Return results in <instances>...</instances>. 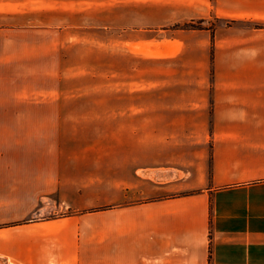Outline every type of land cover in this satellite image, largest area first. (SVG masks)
<instances>
[{
  "label": "crops",
  "instance_id": "obj_1",
  "mask_svg": "<svg viewBox=\"0 0 264 264\" xmlns=\"http://www.w3.org/2000/svg\"><path fill=\"white\" fill-rule=\"evenodd\" d=\"M177 5L187 9L173 10L170 22H206L213 10L216 23L144 49L180 55L183 70L200 73L153 86L204 93L164 108L208 107L209 126L189 134L211 170L195 177L197 161L128 154L97 182L60 158L58 145L43 158L34 144L28 158L27 120L37 116L27 109V28L0 12V264H264V0ZM191 49L193 58L183 57Z\"/></svg>",
  "mask_w": 264,
  "mask_h": 264
},
{
  "label": "rangeland",
  "instance_id": "obj_2",
  "mask_svg": "<svg viewBox=\"0 0 264 264\" xmlns=\"http://www.w3.org/2000/svg\"><path fill=\"white\" fill-rule=\"evenodd\" d=\"M1 3L5 20L25 23L27 28V109L37 116L27 120L28 158L34 157V144L37 157L43 158L56 156L51 146L58 145L60 158L77 160L80 166L72 169L89 173L96 182L100 171L113 176L115 158L128 154L144 163L170 158L187 164L197 161L192 165L195 177L211 170L204 165L209 162L204 160L203 145L194 146L196 136L190 135L209 126L204 113L208 107L193 103L188 110L164 108L165 102L200 100L204 93L193 87L153 86L165 76L194 78L200 73L183 70L180 55L148 57L144 48L150 39L184 38L173 37L177 29L213 27L217 19L213 10L206 22L195 18L175 23L168 20L172 11L187 9L177 0ZM193 56L194 49L183 54ZM174 131L179 133L170 136Z\"/></svg>",
  "mask_w": 264,
  "mask_h": 264
},
{
  "label": "trees",
  "instance_id": "obj_3",
  "mask_svg": "<svg viewBox=\"0 0 264 264\" xmlns=\"http://www.w3.org/2000/svg\"><path fill=\"white\" fill-rule=\"evenodd\" d=\"M187 25H188V24H187ZM189 25H190V26H193V27L195 26L194 24H189Z\"/></svg>",
  "mask_w": 264,
  "mask_h": 264
}]
</instances>
